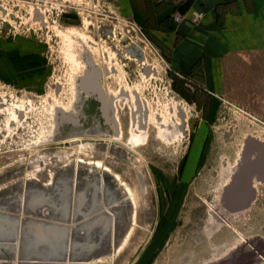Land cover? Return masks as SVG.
<instances>
[{"label": "rangeland", "instance_id": "obj_1", "mask_svg": "<svg viewBox=\"0 0 264 264\" xmlns=\"http://www.w3.org/2000/svg\"><path fill=\"white\" fill-rule=\"evenodd\" d=\"M132 22L113 0H0V38L7 46L0 49V264H217L247 248L239 247L242 238L256 240L263 221L227 226L208 220L236 172L244 142L264 133V64L255 61L246 88L214 97L210 111L205 90L175 74L162 50ZM78 35L101 49L95 57L110 71L105 85L141 94L150 110L147 141L126 143L131 156L122 143L113 147L118 159L96 154L106 157L103 163L116 175L106 171L126 185L134 204L98 169L79 167L73 175L78 153L96 156L97 145L87 138L108 131L97 129L96 105L82 103V127L54 125V108L73 102L79 70L69 43ZM127 102L118 103L126 131L134 116ZM78 136L95 149L70 142ZM68 164L69 172L63 171ZM53 173L50 190L33 180L50 183ZM263 205L260 186L256 208Z\"/></svg>", "mask_w": 264, "mask_h": 264}, {"label": "crops", "instance_id": "obj_2", "mask_svg": "<svg viewBox=\"0 0 264 264\" xmlns=\"http://www.w3.org/2000/svg\"><path fill=\"white\" fill-rule=\"evenodd\" d=\"M113 1L162 50L175 74L215 97L246 88L250 66L264 64V0ZM5 43L0 38V49Z\"/></svg>", "mask_w": 264, "mask_h": 264}, {"label": "flooded vegetation", "instance_id": "obj_3", "mask_svg": "<svg viewBox=\"0 0 264 264\" xmlns=\"http://www.w3.org/2000/svg\"><path fill=\"white\" fill-rule=\"evenodd\" d=\"M37 10L39 11V14H41L39 8ZM42 23H43V18H42ZM101 88L103 89V87H101ZM124 90L128 92L127 95L123 94ZM108 91L112 94H115V95L111 94V96H110ZM103 92H104V96H105L104 99H101L99 96H96V95H89L85 92V94L90 96V98H89V100L81 101L80 112L78 110L74 109V104L76 101L75 97H74L72 104L66 110H64L65 112H67V116L70 117V119H71L70 121L65 122V123H71L75 127L76 126L80 127L81 124H79V120H80L79 115L82 114V109L84 108L82 103H84L86 101H91V103H89L88 106H90L92 103H93V105L97 106V111H98L99 120H100L99 123L97 124V129L100 130L101 128H108V131L106 134H104L102 136L103 138H100V139H94V138L88 139L87 138V140L90 142H93V144L97 145L98 149H95L93 147V144H91L89 142H87V143L82 142V140L80 138L82 136L75 137L70 142L80 141L85 145L87 144V146L90 147V151L92 149L97 150V152L94 153L95 155L98 153H101V154L108 153L109 155L116 157V158H117V156L114 155L115 151L113 150V147L115 144H121L122 143V144H124L125 151L128 154L130 153V156H131L133 153L130 151V149H128L126 147V143H133L134 144L135 141L139 140V138L142 135L141 131H139V128H142L143 125L146 126V139L145 140L147 141V138L149 135V129L151 128L150 110H149V108H146V112H144V114H143L144 122L142 125L137 127V122L135 123L132 120V125L126 131L124 128V125H123L121 115H120V110H119L120 105L118 103L121 102V100H122V102H125V101L127 102L128 99L133 100V102L132 101H129V102H130V105L133 104V107L135 108V115L137 117L138 109L135 105V101H136L135 97L133 96V94L131 92H129L126 88H124L122 86H120L116 91L114 89H111L110 87L105 85V80H104ZM200 92L203 93L202 91H200ZM204 92L206 95V99L209 100V101L207 100V102L205 103V107H207V108L209 107V110L211 111V108L213 107L212 102H213L215 96L213 95V93H211L207 90H205ZM115 98H117V100L114 101ZM117 104H118V106H117ZM182 109L183 108H181V111H182ZM78 112H79V114H78ZM141 112H142V109H141ZM183 112L185 113L184 110H183ZM209 114L207 117H206V115L203 117L204 122H209V119H210ZM58 115L60 117V114H58ZM58 115L56 112L54 113V119H53L54 125H56V118H58ZM82 118L86 119L87 116H85L83 114ZM181 122H182V120L180 118V120H179L180 125H181ZM60 123H61V120H60ZM261 123L264 125V121ZM111 132H112V134H111ZM133 133H136V134L138 133L140 135V137L134 138ZM105 137H108L109 139H104ZM66 143H69V142L67 141ZM259 143L264 147V144H263L264 143V133H262L261 139L255 138L254 136H251L250 138L246 139V141L244 142L243 154H244V164L245 165H243V167H242L244 171L241 174V176H239L236 179L234 178L231 181L232 183L230 182V184L228 186L229 189L225 191L223 199L219 204V207L215 208L214 211L213 210L211 211L212 212L211 215L213 214L211 216L213 222H215V223L221 222V223H224L225 225H226V222L228 224L231 222L232 223L233 222H240L244 219L250 221L253 224H256V223H259L262 221L264 222V208H263V210L260 209L259 207L256 208V203L259 201L260 186H264V167H263V170L260 174H252V172L250 171V170H252L250 166L255 162H261V164L264 166V153L258 152V154H257V153H254L252 151V149L254 147L258 146L257 144H259ZM245 147L247 149L246 151L244 150ZM124 162H126V161H124ZM126 164L127 165L129 164L130 166H132V168H136L135 164L134 165H132L131 163H126ZM255 180L258 183H260L258 190H256V188H255ZM233 209H234V211H232ZM244 209H246V210H244ZM256 233H258V234H256ZM256 233H255L256 234V236H255L256 240H249V243L246 245H247V247L251 248L252 250L261 251L260 247H262V246L264 247V225ZM263 251L264 250H262L261 252H263ZM231 264H240V263L239 262L238 263L231 262ZM253 264H258V263L253 262Z\"/></svg>", "mask_w": 264, "mask_h": 264}, {"label": "bare ground", "instance_id": "obj_4", "mask_svg": "<svg viewBox=\"0 0 264 264\" xmlns=\"http://www.w3.org/2000/svg\"><path fill=\"white\" fill-rule=\"evenodd\" d=\"M77 34V33H76ZM79 37V38H78ZM84 37V36H83ZM85 39V38H84ZM83 38H81V35H78L77 36V38H75V40H73L72 42H70L69 43V48H70V52H69V55H70V57L72 58V60L74 61V63L76 64V66H77V68H78V70H79V72H77L76 73V75H75V77H74V80H73V87H72V91H71V93H72V95H73V100H74V97H75V99H76V101H75V104H74V109L75 110H78L79 112H80V109H81V101H84V100H89V98H90V96H88V95H86L85 94V92L83 91V88H82V86H81V80L88 74V72L90 71V67H91V65H93L95 68H97L98 69V71L100 72V74H101V78H100V83H101V85H102V87H103V89H104V80H105V77L106 76H108L109 75V73H110V71H109V69L105 66H103V67H101L99 64H98V62L96 61V57H95V55H97V53L99 52H101V49L99 48V49H97L96 48V46L93 44V42H90L89 40L87 41V40H84ZM139 50V49H138ZM140 52H142L141 51V49H140ZM143 53V52H142ZM134 58V57H133ZM93 82H94V80L92 79V82H91V84L89 83V86L90 87H93ZM106 88V87H105ZM109 92V91H108ZM127 91H123V94H126L127 95ZM109 94H110V96H111V94L112 93H110L109 92ZM112 95H115V94H112ZM118 95V94H117ZM133 96L135 97V105H136V107L138 108V109H142V112L141 111H139V112H137V117H136V115H135V108L133 107V104H131V106H132V109H133V114H134V116H133V121L136 123V121H137V127H139L141 124H143V122H144V119H143V111L144 112H146V107H145V102H144V100H143V98H142V96H141V94H139V93H137V92H133ZM109 97V96H108ZM115 100H117V98H115L114 99V101ZM128 101H132L133 102V100H131V99H128ZM121 102H122V100H121ZM134 105V106H135ZM117 106H118V104H117ZM67 108H63V107H55L54 108V112H52V110H51V115H52V117H53V119H54V113L56 112L57 113V115L58 114H60V117H59V115H58V118H56V125H55V127L59 124V121L61 120V118L63 117V118H69L70 119V117H68L67 116V112H65L64 110H66ZM79 112H78V114H79ZM117 112V111H116ZM19 113V112H18ZM183 116V113H182V111L179 109V117L181 118ZM136 118H137V120H136ZM147 119V118H146ZM146 123V122H145ZM144 123V124H145ZM162 128V127H161ZM139 131H141V133H142V135H141V137L139 138V141H141V142H144L145 141V139H146V126H142V128H139ZM122 136V135H121ZM52 137V136H51ZM122 138V137H121ZM114 139V138H113ZM53 140H55V139H53ZM112 144V143H111ZM264 144V143H263ZM85 146V145H84ZM86 147V146H85ZM81 148V147H80ZM87 150V149H86ZM82 151V150H81ZM242 151V152H241ZM132 152V151H131ZM86 153V152H85ZM85 153H83V151H82V153H78V156H77V159H76V161H75V165H76V167H75V165L73 166V164H72V166L73 167H75V169H74V172H73V175H77V172L79 171V167H84L83 169H87L89 172H93V169L95 168V169H98V172H104V174H106L109 178H111V179H114V182L122 189V190H124L125 192H126V194H127V197L129 198V200L130 201H132V203L134 204V202H133V200H132V198H131V195L129 194V192H128V190H127V188L115 177V176H113L111 173H109L108 171H110V172H113L115 175H116V173L113 171V170H111V169H109V168H106L107 166H105L106 164L105 163H103V157H105L104 155L103 156H100V155H96V156H98V157H89V155H87V154H85ZM133 153V152H132ZM106 154V153H105ZM105 159H106V157H105ZM237 161H238V165H237V167H236V169L234 170V171H236L234 174L233 173H231V175H230V178H229V181H232L238 174H239V172L241 171V169H242V167H243V165H245L244 164V158H243V150H240V153H239V155H238V158H237ZM78 165V166H77ZM79 165H81V166H79ZM247 165V164H246ZM71 167V164H68L64 169H63V171L64 170H66L67 172H69V168ZM109 167V166H108ZM106 170H108V171H106ZM62 172V171H61ZM97 172V173H98ZM96 173V174H97ZM55 174L56 173H53V175L51 176L52 177V179L50 180L51 182L50 183H41V181L39 180H37V179H40L39 177H37V176H34L33 177V180L34 181H36L35 183H36V185L38 184V186L40 187V188H42V189H46V190H50L53 186H54V178L56 179V176H55ZM99 180H100V182H99V191H101V192H103L104 191V186H106L105 185V177L103 176V174H101L100 175V173H99ZM256 177V176H255ZM34 178H36V179H34ZM75 178V177H74ZM75 180V179H74ZM84 180V179H83ZM120 180H121V178H120ZM91 181H88V180H86V182H85V180H84V183H86V185H88V189L89 188H91L92 187V185H91V183H90ZM67 183V182H66ZM230 184V183H229ZM57 185V184H56ZM75 185V184H74ZM78 185V184H77ZM259 185H260V183H258L256 180H255V188H256V190H258L259 189ZM69 185H68V183H67V185H66V188L68 187ZM229 186V185H228ZM228 186L226 185V187H224L223 189H224V191H226L227 190V188H228ZM79 187V186H78ZM77 187V188H78ZM80 188V187H79ZM87 188H85V190H87ZM64 189V188H63ZM102 189V190H101ZM45 190V191H46ZM56 190H57V187H56ZM55 190V191H56ZM90 190H92V189H90ZM25 191V186H24V188H22V191L21 192H24ZM80 191V190H79ZM91 195V194H90ZM221 195V194H220ZM82 197V196H81ZM23 198H24V194H23ZM26 198V197H25ZM220 199V198H219ZM80 200V199H79ZM20 201V200H19ZM24 201V200H23ZM90 201V200H89ZM218 203V202H217ZM7 204V203H6ZM77 204V203H76ZM132 204V205H133ZM212 205V204H211ZM216 205V204H215ZM214 205V206H215ZM1 206H2V204H1ZM209 207H210V205H209ZM135 208V207H134ZM114 209V208H113ZM237 209V208H236ZM244 210H246V209H244ZM212 211V210H211ZM213 211H214V209H213ZM232 211H234V209L232 210ZM134 213H135V211H134ZM134 216V215H133ZM14 219V218H13ZM115 220V219H114ZM113 220V221H114ZM112 221V222H113ZM134 221V220H133ZM238 221V220H237ZM114 223V222H113ZM208 223L210 224V225H215V224H217V223H215V222H213L212 221V218H211V216L209 217V220H208ZM232 223V222H231ZM65 224V223H64ZM226 225L227 226H229V223L227 224V222H226ZM233 227V226H232ZM59 229V228H58ZM112 230H113V228H112ZM56 231V230H55ZM59 231V230H58ZM114 231V230H113ZM116 232V231H115ZM131 232V231H130ZM68 233V232H67ZM113 233V232H112ZM20 235H21V232H20ZM20 235H19V238H20ZM115 235V234H114ZM118 235V234H117ZM130 235V234H129ZM116 236V235H115ZM128 236V235H127ZM129 237V236H128ZM72 237L71 236H69V238H68V241H67V248H69L70 247V245L72 244L71 242H72ZM113 240H114V238H113ZM127 240V239H126ZM126 240H125V242H126ZM240 244H238V245H240L239 247H243V245H245V244H248L249 242L248 241H246L244 238H242L241 240H240V242H239ZM113 244V243H112ZM125 244V243H124ZM114 245V244H113ZM113 245H112V247H113ZM5 246V245H4ZM15 246L16 247H19V241L18 240H16L15 241ZM247 246V245H246ZM13 249V248H12ZM241 249V248H240ZM258 250V249H257ZM260 250L262 251V250H264V247L262 246V247H260ZM232 251V250H231ZM237 251V250H236ZM264 252V251H263ZM231 253V252H230ZM16 254V253H15ZM230 255H232V254H230ZM17 257V256H16ZM15 259V258H14ZM62 264V263H61Z\"/></svg>", "mask_w": 264, "mask_h": 264}, {"label": "water", "instance_id": "obj_5", "mask_svg": "<svg viewBox=\"0 0 264 264\" xmlns=\"http://www.w3.org/2000/svg\"><path fill=\"white\" fill-rule=\"evenodd\" d=\"M100 78H101V74L98 71L97 68H95L93 65H91L90 67V71L88 72V74L81 80V86L83 88V91L86 92L89 95H96L99 96L101 99H104V92L103 89L101 88L102 85L100 83ZM92 79L94 80L93 82V87H89V83L91 84ZM71 119L69 118H61V122H68ZM248 143V142H247ZM258 146L254 147L252 149V151L254 153L258 152H263L264 153V147L259 143L257 144ZM244 150L246 151V147L244 148ZM243 158H244V154H243ZM250 170L252 172V174H260L263 170V165L261 164V162H255L253 163L251 166ZM243 168L241 169V171L239 172V174L235 177L238 178L239 176H241V174L243 173ZM232 183V182H231ZM229 189V187L227 188V190ZM246 246V245H245ZM242 248V247H241ZM237 255H232L233 257L230 259V261H225V262H220L217 264H231V262H235V263H240V264H253V262L256 263H261L260 260H264V252L261 251H255L252 250L251 248L247 247L246 249L242 248L241 250H238Z\"/></svg>", "mask_w": 264, "mask_h": 264}, {"label": "built area", "instance_id": "obj_6", "mask_svg": "<svg viewBox=\"0 0 264 264\" xmlns=\"http://www.w3.org/2000/svg\"><path fill=\"white\" fill-rule=\"evenodd\" d=\"M202 17V15L201 14H195L194 15V19L195 20H198V19H200ZM178 19V18H177ZM180 19V18H179ZM132 25L134 26V28H136L140 33H141V35L143 36V37H145V35H144V33L142 32V29L140 28V27H138L134 22H132ZM146 38V37H145Z\"/></svg>", "mask_w": 264, "mask_h": 264}]
</instances>
